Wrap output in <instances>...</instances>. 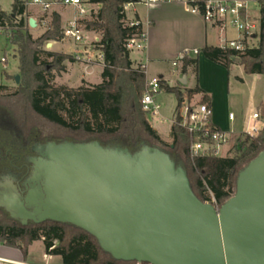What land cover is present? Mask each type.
I'll return each instance as SVG.
<instances>
[{
    "label": "trees",
    "instance_id": "16d2710c",
    "mask_svg": "<svg viewBox=\"0 0 264 264\" xmlns=\"http://www.w3.org/2000/svg\"><path fill=\"white\" fill-rule=\"evenodd\" d=\"M140 0H89L101 4L92 19L83 20L87 30L99 31L102 37L97 46L104 57L103 81L93 86L53 85V69L63 70L64 61H74L71 55L44 50L49 40L64 38L62 18L54 11L50 27L39 38L24 22L27 7L21 0L12 4L8 14L0 7V25L10 23L8 40L19 46L21 82L11 96L18 98L17 111L0 104V173L8 170L26 175L31 170L27 160L35 154L36 143L48 141H99L104 146L128 148L135 152L143 145L165 147L177 165L187 173L197 197L220 207L235 194L239 172L264 150V127L256 135L243 134L238 138L233 156L216 155L212 150L192 154L191 146L198 140L214 144L202 132L192 133L182 125L183 105L201 94L198 104H207L212 111V97L199 85L182 89L160 80L161 88L177 97L175 120L171 127L172 142L164 141L150 123V113L143 108L142 96L147 89L146 68L135 64L126 48L127 41L143 26H130L125 5ZM259 7L260 43L240 54L220 46H205L200 52L208 59L229 68L239 59L247 74L264 76V0ZM16 17H21L16 23ZM136 19L137 16L135 17ZM41 55H45L42 59ZM51 59L49 61L48 59ZM182 73L192 67L199 77V58L184 53ZM264 119V100L258 106ZM210 131L220 130L214 123ZM36 240H43L46 253L59 255L63 264H128L135 261L115 259L102 249L97 238L72 223L46 220L23 224L0 206V245L17 248L24 256Z\"/></svg>",
    "mask_w": 264,
    "mask_h": 264
},
{
    "label": "water",
    "instance_id": "95a60500",
    "mask_svg": "<svg viewBox=\"0 0 264 264\" xmlns=\"http://www.w3.org/2000/svg\"><path fill=\"white\" fill-rule=\"evenodd\" d=\"M32 150L26 183L41 184L0 201L23 224L72 223L124 261L264 264V150L239 172L235 194L220 207L200 200L186 170L158 146L131 152L65 140Z\"/></svg>",
    "mask_w": 264,
    "mask_h": 264
},
{
    "label": "rangeland",
    "instance_id": "374dc122",
    "mask_svg": "<svg viewBox=\"0 0 264 264\" xmlns=\"http://www.w3.org/2000/svg\"><path fill=\"white\" fill-rule=\"evenodd\" d=\"M174 1V2H173ZM169 3H160L157 4L158 9L155 12V15L158 16V25L157 29L159 31L158 35L160 39L158 42H161L164 45H168L170 47H177L181 45H188L192 42L191 38H187V32L189 33L190 26L194 22V19L196 20L195 16L189 12H186L185 6L182 2H178V0H173ZM14 0H0V7L2 10L7 12L8 14L12 13V4ZM102 6L96 7L93 10H99ZM151 10L155 9L151 5ZM28 11L30 9L34 10L37 9L35 6L28 5L27 6ZM55 10H58L61 13L62 18V28L65 30V27L68 24V20L73 19L75 17H80L79 12L77 9L73 7H66V6H57L55 7ZM54 10L49 12H39V19L40 21V27L36 29L32 36L36 39L39 38L45 31L50 27L51 25V17ZM91 12H87L86 17H88V20L92 19L93 15L90 14ZM251 15L254 16L257 20L259 17V7L257 3L252 5L251 8ZM92 16V17H91ZM21 17H16V23L20 22ZM87 19V18H86ZM133 19L132 17H129V14H127V22L129 20ZM254 20V19H253ZM24 22H26L24 18ZM67 23V24H66ZM201 26V21H200ZM11 27L10 23L7 22L5 29L0 33V104L12 108L15 111H17L20 107V104L17 102L18 98L11 96L12 93L16 92L19 88V84L16 83L15 75H20V68H19V46L12 44L8 37H10L11 30L9 29ZM0 28H3V26L0 25ZM8 28V29H7ZM33 28V27H32ZM36 27H34L35 29ZM90 33L88 34V40L89 42L86 44L87 47H90L91 45H94V51L90 54V52L86 54H82V58L77 59L75 58V53L73 52L75 49V45L77 44L80 47V51L82 50L81 44L75 42L73 39H67L65 38L64 45H56L55 48L52 49V47L47 48V44L43 47L44 50H52L57 51L64 47V50L70 51L67 53V55H71L74 58V61L65 60L64 65L65 68L63 70H57L53 69L51 74L53 75L52 83L53 85H68L71 87H79L81 85L85 86H93L96 84H99L103 81L102 72H103V62L100 58L101 51L99 50L97 46V42L91 43L90 41H93L95 35L101 39L102 34L99 31L95 30H89ZM32 33V32H31ZM260 33H257V40L254 41V45L258 46L260 43ZM63 40V41H64ZM54 40H49L47 43H52ZM66 54V53H64ZM3 57H6V62H1V59ZM42 59H45V55H41ZM179 57V56H178ZM134 58H140L138 54H134ZM51 61V59H48ZM104 61V60H103ZM181 62V61H180ZM180 66V65H178ZM167 69L170 67L169 65L166 66ZM174 68V67H173ZM179 67H176L178 69ZM151 71H153V66L151 65ZM172 70V69H171ZM232 73V80H231V90L235 91L238 90V88L241 90V93L236 94L235 92L233 97L235 102L239 103L240 106L244 105L246 107V119L239 125L238 130L239 131H248L250 127L255 124L258 127L262 128V125L260 122L255 120L248 121V115L252 114L254 111H256V101L255 97L247 98L248 94L246 93V87H244L242 84H239L237 82V75L242 73L245 77L247 75L245 72H243V68L240 66H233L231 69ZM193 75H191L190 80L188 82V86H191L193 84ZM20 82H21V75H20ZM262 85V84H261ZM256 88V87H255ZM263 88H260L262 90ZM168 100H171L173 102L177 101V97L175 94L172 93H166L164 95ZM164 112V109H163ZM170 114V113H169ZM152 117V118H151ZM168 120H163L159 115L150 116V120L153 121V123L158 127L160 133L162 136L167 139V143H171L172 139L170 136V129L172 126V120L171 117H168ZM169 138V139H168ZM238 138L244 139V136H242V133L234 134L232 137H230L227 144L222 145L220 149L221 156H233L235 154V149L237 145ZM69 141V140H68ZM34 147V146H33ZM161 149L165 150V147L158 146ZM132 152V151H131ZM33 154L32 156H35ZM32 167V164H31ZM15 173V174H14ZM31 173V170L28 174L23 175L22 173L13 172L12 170L5 171L3 173H0V201L6 199L8 195L15 194L17 195V192L21 193L22 195H26L30 189H32V186H38L37 181H30L26 183L28 180V177ZM10 174V178L7 180L2 179L3 175ZM39 184H41L42 180L38 181ZM32 185V186H31ZM216 205V204H215ZM218 207V205H216ZM2 207V206H1ZM4 208V207H3ZM4 246V245H3ZM30 253L33 255L36 259L42 258V255L44 252H46L45 245L43 241H34L33 245L30 247ZM4 249L0 248V254L4 253ZM41 258L39 260H41Z\"/></svg>",
    "mask_w": 264,
    "mask_h": 264
},
{
    "label": "crops",
    "instance_id": "0c3cea01",
    "mask_svg": "<svg viewBox=\"0 0 264 264\" xmlns=\"http://www.w3.org/2000/svg\"><path fill=\"white\" fill-rule=\"evenodd\" d=\"M166 2L167 1H160L154 4H147L146 0H140L139 2L133 3L128 7L126 13L129 14V17L135 18L137 16V18L142 22V25L147 32L146 48L142 51L134 53V54H138L140 58H134V54H130L133 61L135 62V64H143L145 66L146 76L148 80L158 78L164 81L165 83L169 84L170 86H180L181 83L182 84L181 87L183 90L186 88L195 87V85L198 82L200 87L212 97V112H211L212 122L216 126H218L222 131L228 133L230 137H232L234 134L243 133L242 130L241 131L238 130V127L247 117L246 107L244 105L240 106L238 102L236 103L233 97L234 95L233 92L238 94L241 93V90L239 88L238 90L235 91L231 90L232 67L237 65L242 67L244 70V67L240 65L239 62L236 61L235 63H232L229 68H227L224 65H221L219 63H216L208 59L207 57L204 56L202 52H200L198 55H192L193 57L197 56L199 58L198 79L196 78V75L193 72L192 67L189 68V72L186 76L183 75L182 62L179 63L180 66H178L179 68L176 69L177 73L173 74V70H174L173 61L178 56H180L184 51H193L195 49L201 50L205 46L221 47L226 39L240 38L241 34L237 30L232 28H228L225 31H221L217 25L206 23L200 14H196L188 11L186 9L184 2L182 0H178V2H182L184 4L186 12L193 14L195 18H197L196 20L194 19V22L191 24L189 33L187 32V38L190 37L192 42L189 43L188 45L185 46L179 45L174 48L168 45H164L161 42H158L160 40L158 39L159 31L157 29L158 16L155 15V12H157L156 10L159 7V6L157 7V4L160 3L163 4ZM170 2L167 3L171 4ZM151 5L155 7V9L151 10L150 8ZM35 7H37V9L34 10L30 9V11H28L27 9L26 14L24 15L26 22L29 21L30 18H34L36 20L37 23L36 28L34 29L30 27V32H32L31 34H33V32L40 27L41 20L39 19L40 17L39 12H43L38 6ZM53 10L59 12L58 10H55V8ZM252 18L259 25V20H257L254 16ZM86 20H88V17ZM200 21H201V26H200ZM89 33L90 31L86 29L85 42L79 43L82 45L81 46L82 50L85 47V44L89 42L88 40ZM65 38L66 37H64L62 40L52 42L50 46H48L47 43V48L52 47L53 49L55 48L56 45H64L65 41L69 39L67 38L66 40H64ZM93 40L100 41L97 35H95ZM76 50L79 52L82 51V50L80 51V47L77 44L75 45V49L73 52L76 53ZM55 52L67 54L70 51L64 50L63 47L62 49L57 50ZM151 65L153 66V71H151L152 70ZM167 65L170 66L168 67V69L166 67ZM243 72H245V70ZM245 74L247 75V77L242 75V73L238 74L237 82L239 84H242L244 87H246V93L248 94L247 98L251 99L253 97L254 99L255 97V101H256L255 107H256V111H258V106L264 100V76L262 74H247L246 72ZM191 75H193L194 81L191 86H188V82L190 80ZM183 77H186V83L181 82ZM260 88L263 89L260 90ZM166 93L167 92L162 90L161 93L158 95V100L161 103V109L159 114L157 115H159L163 120H168L169 119L168 117H171L173 124L176 115L177 101L176 102L172 101V103L171 100L167 101L166 97L164 96ZM201 96H202L201 94L196 95L193 102L198 103L199 100L201 99ZM230 114L234 115L233 119L230 118ZM252 114L248 115L249 122L251 119L253 120ZM150 116H155V115H150ZM150 123L157 130L161 138L164 141H166L167 139H165L162 136L158 127L153 123L152 120H150ZM170 137H171V129H170L169 138ZM38 241H43V240H38ZM32 245L33 243L29 246L28 253L26 256H24L22 251H20L17 248L0 245V248H3L5 250L3 254H0V257L24 264H63L61 256L49 255L46 252L43 253L42 258L40 257L41 260H39L40 258L36 259L30 253L31 250L30 247Z\"/></svg>",
    "mask_w": 264,
    "mask_h": 264
},
{
    "label": "built area",
    "instance_id": "2783aa9c",
    "mask_svg": "<svg viewBox=\"0 0 264 264\" xmlns=\"http://www.w3.org/2000/svg\"><path fill=\"white\" fill-rule=\"evenodd\" d=\"M25 6L33 5L38 6L43 12L52 11L55 7L61 5L66 7H73L77 9L80 17H75L68 21L67 26L64 30V37L72 38L77 43L85 42V32L86 26L82 22L86 20L87 12L90 14H96L99 10H93L96 7H100L99 4H93L89 0H21ZM160 1H173V0H146L147 4H154ZM186 6V9L192 13L200 14L206 23H211L217 25L221 31H225L228 28L237 30L240 34V38H229L226 39L224 44L221 46L226 49L234 50L240 54L244 53L247 48L253 47L254 41L257 40V33L259 32V25L253 20L251 15L252 5L256 3V0H182ZM131 4L125 5V11ZM130 26H143L139 19L133 18L128 21ZM30 26V25H29ZM0 28V33L3 31ZM8 29V28H7ZM98 40H93L97 42ZM99 42V41H98ZM147 45V32L142 28V30L131 37L126 44V48L130 54L142 51ZM255 47V46H254ZM94 45L85 47L81 52L76 50L75 58H82V54L92 52ZM198 55L200 53L199 49L193 51H184L179 57L173 61V74L177 73L176 67H178L183 54ZM100 58L104 65L103 54H100ZM6 57L1 59V62H6ZM161 82L160 79H147V89L144 92L141 103L143 108L150 113V115H157L161 109V103L158 100V95L161 93ZM211 109L207 104L188 103L187 100L183 105V120L182 125L188 127L192 133L202 132L203 136L206 138H211L214 144L208 141H196L191 146L192 154H197L201 151L212 150L216 155L220 154V149L222 145L227 144L230 136L228 133L220 130L211 132L209 124L212 122ZM230 118L233 119L234 115L230 114ZM252 118L255 121L261 123L262 128L264 127V119L261 117L259 111L252 114ZM257 125L253 124L248 131H244L243 134L256 135L262 129ZM0 262L2 264H24L14 262L9 259L0 257ZM128 264H147L141 262H131Z\"/></svg>",
    "mask_w": 264,
    "mask_h": 264
}]
</instances>
